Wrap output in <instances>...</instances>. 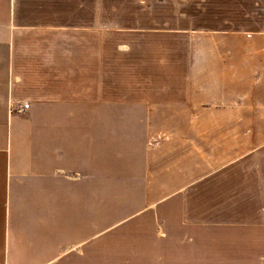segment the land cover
Instances as JSON below:
<instances>
[{
    "label": "rangeland",
    "instance_id": "374dc122",
    "mask_svg": "<svg viewBox=\"0 0 264 264\" xmlns=\"http://www.w3.org/2000/svg\"><path fill=\"white\" fill-rule=\"evenodd\" d=\"M95 6L73 18L67 11L56 37L64 45L59 63L79 64L73 70L83 77L84 63H91L98 138L107 127L91 264H264V147L217 169L231 133L204 123L207 130L184 137L180 129L193 117L170 116L168 105L184 99L190 34L264 30V0H95ZM75 87V98L87 96V84ZM189 151L193 157H185ZM196 166L208 175L181 185L179 173Z\"/></svg>",
    "mask_w": 264,
    "mask_h": 264
},
{
    "label": "crops",
    "instance_id": "0c3cea01",
    "mask_svg": "<svg viewBox=\"0 0 264 264\" xmlns=\"http://www.w3.org/2000/svg\"><path fill=\"white\" fill-rule=\"evenodd\" d=\"M91 4L0 0V264H91L96 255L107 127L98 138L91 63L82 67L88 77L75 74L77 63H59L64 45L56 38L67 11L73 18ZM190 37L184 99L168 102L169 115L193 117L179 128L184 137L207 130L204 123L231 133L222 169L264 147V30L201 29ZM78 83L89 86L87 96L72 95ZM23 103L30 107L20 112ZM179 174L183 186L208 175L199 166Z\"/></svg>",
    "mask_w": 264,
    "mask_h": 264
},
{
    "label": "built area",
    "instance_id": "2783aa9c",
    "mask_svg": "<svg viewBox=\"0 0 264 264\" xmlns=\"http://www.w3.org/2000/svg\"><path fill=\"white\" fill-rule=\"evenodd\" d=\"M29 107H30V104H29V103H23V104L19 105V107H18V111H20V112H24V111H26Z\"/></svg>",
    "mask_w": 264,
    "mask_h": 264
}]
</instances>
